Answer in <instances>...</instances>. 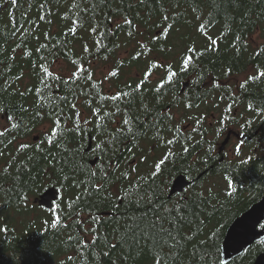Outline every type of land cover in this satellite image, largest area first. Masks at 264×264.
I'll use <instances>...</instances> for the list:
<instances>
[{
  "label": "trees",
  "instance_id": "obj_1",
  "mask_svg": "<svg viewBox=\"0 0 264 264\" xmlns=\"http://www.w3.org/2000/svg\"><path fill=\"white\" fill-rule=\"evenodd\" d=\"M224 113L264 145V0H0V264H221L227 227L264 196V154L204 152ZM210 169L227 185L204 194ZM180 175L194 185L169 198Z\"/></svg>",
  "mask_w": 264,
  "mask_h": 264
},
{
  "label": "water",
  "instance_id": "obj_2",
  "mask_svg": "<svg viewBox=\"0 0 264 264\" xmlns=\"http://www.w3.org/2000/svg\"><path fill=\"white\" fill-rule=\"evenodd\" d=\"M187 87L184 86L185 89ZM229 136L225 139L224 144L219 149L221 151L228 141ZM33 141H38L35 136ZM91 142V141H89ZM91 144L86 150L90 151ZM97 160L90 162L93 166ZM190 185V182L182 175L173 180L169 198L176 194H181ZM59 199V192L54 187L45 189L34 199V204L39 205L46 210L53 208L55 202ZM264 241V196L252 204L248 210L235 218L227 227L221 247H220V262L221 264H231L234 260L240 258L245 252L249 251L256 243ZM252 264H264V252L258 253Z\"/></svg>",
  "mask_w": 264,
  "mask_h": 264
},
{
  "label": "flooded vegetation",
  "instance_id": "obj_3",
  "mask_svg": "<svg viewBox=\"0 0 264 264\" xmlns=\"http://www.w3.org/2000/svg\"><path fill=\"white\" fill-rule=\"evenodd\" d=\"M202 106L204 107L216 106L220 108H226L225 112L227 111V107H229L227 104H211V103L203 104ZM170 110H171V106L168 105L164 113H169ZM235 110H238V108H234V111ZM173 111H176V109ZM233 115H237V112L236 111L233 112ZM227 118H228V115L226 113H224L221 116V121H220L222 122L221 131L224 129V127L226 126V123L228 122ZM172 119L174 122H176L178 118L173 117ZM211 121L214 123L215 118L212 119ZM190 126H191L190 124L187 125V127H190ZM209 126L212 127L211 124ZM260 132L261 130L259 128L253 127V124H249V126L246 125V123H240V125H230L228 127H225L221 140L219 141V143L215 145L216 149L211 152H207L206 150H204V152L208 154H217V155L220 154L221 160L219 163L221 164H223L224 161L225 163H227L228 161V159L224 157V154H264V145L259 144ZM173 135L174 134H170V135L165 134L161 136L160 140H158V143H157V148H159V151H157V154L162 153L163 156H165L166 154H173V152L176 150L175 147L177 144L176 138ZM228 136H229L228 141L225 143V146L223 147V149L221 151H217L218 149L222 147V144H224V141ZM232 139L237 140V143L235 144V146H233L232 144ZM229 147H231L232 150ZM198 154H201V152H199ZM211 171H213V169L206 170V174L203 176V178H205V182L207 181L208 178L212 177L210 176ZM185 178L190 182V186L188 188L193 187L194 185L193 179L191 177H185ZM188 188H186L183 193L176 194L174 196H180V195L185 194Z\"/></svg>",
  "mask_w": 264,
  "mask_h": 264
},
{
  "label": "rangeland",
  "instance_id": "obj_4",
  "mask_svg": "<svg viewBox=\"0 0 264 264\" xmlns=\"http://www.w3.org/2000/svg\"><path fill=\"white\" fill-rule=\"evenodd\" d=\"M220 31H221V27H218V32H213V34L218 35V37H220V34H221ZM252 40L254 42L255 48H257L259 46V44H261L262 41H263L261 39V35L260 34H255L253 36V39ZM63 68H64L63 65L56 66L55 67V71L56 72H59L61 70V72H63ZM100 68H102V66ZM108 72H109V69L108 70L107 69H104L103 70V76L105 74H107ZM96 76H97L96 77L97 79L98 78H101L102 73H101L100 69H98V71L96 72ZM241 80L242 81L244 80V76L240 77L238 79V82H240ZM173 115H174L175 118H178L179 112L177 110L176 111H173ZM43 129H45V128H42V129H39V130H43ZM211 135H212V133L210 134V137H211ZM34 136L39 137L38 134H35ZM236 143H237V140L232 139L233 146H235ZM229 148L232 150L231 147H229ZM254 155L255 156H258L259 154H254ZM224 157L227 158L229 162H233V161H236V160L239 159V157H238L237 154H224ZM226 185L227 184L224 181V179H220L218 176H215V177L208 178L207 181L204 184H202L201 186H199V187H197L195 189L201 190L205 194L208 190H212L214 192H216L218 190L219 191H222L223 189H225ZM228 200H231V199H228ZM230 215H231V212H229V210H226L225 212H223L222 214L219 215V217L217 218V222L216 223L221 224V223L225 222L230 217ZM257 249H261V246L258 245L255 248V250H256L255 253L258 251ZM188 250L189 249L186 250L187 253L189 252ZM251 256L253 257V254Z\"/></svg>",
  "mask_w": 264,
  "mask_h": 264
},
{
  "label": "snow or ice",
  "instance_id": "obj_5",
  "mask_svg": "<svg viewBox=\"0 0 264 264\" xmlns=\"http://www.w3.org/2000/svg\"><path fill=\"white\" fill-rule=\"evenodd\" d=\"M214 43H215V42H214ZM184 63H185V65H187V64H188V61L185 60ZM171 78H172V77H171V75H170V76H169V79H171ZM21 147L23 148V147H26V146H23V145H22ZM97 147H99V145H98ZM238 148H239V146H238ZM164 163H165V161L162 159L158 164L155 165V167H156L157 169H160V168H161V165L164 164Z\"/></svg>",
  "mask_w": 264,
  "mask_h": 264
}]
</instances>
